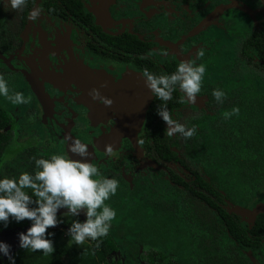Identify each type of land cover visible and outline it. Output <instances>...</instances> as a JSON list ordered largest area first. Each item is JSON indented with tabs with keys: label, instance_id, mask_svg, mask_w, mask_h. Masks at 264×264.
<instances>
[{
	"label": "flooded vegetation",
	"instance_id": "1",
	"mask_svg": "<svg viewBox=\"0 0 264 264\" xmlns=\"http://www.w3.org/2000/svg\"><path fill=\"white\" fill-rule=\"evenodd\" d=\"M34 8L40 9L36 21L29 19ZM25 13L15 16L11 9L8 33H17L16 48L0 54V74L10 93L31 96L29 103L14 104L13 109L11 102L0 97V105L12 119L8 130L13 143L3 159L9 175L19 168L9 160L26 148L46 157L65 154L79 159L68 152L74 139L88 146V162L97 165L102 176L118 180L116 194L109 201L122 198L125 186L137 187L141 195L156 189L158 182L170 179V172L178 180L171 182L173 187L199 190L200 183L179 161L157 159L149 150L148 132L159 125L165 131L166 125L156 114L157 99L146 87L142 71L171 74L180 61L194 59L196 50L204 49V56L196 60L206 66L196 102L181 103L177 90L171 99L176 103L167 105L177 120L184 111L209 113L215 88L232 98L238 76L244 73L248 81L264 83V7L257 0H33ZM92 89L111 99V106L93 101ZM136 89L148 95L147 109L134 114L140 118L144 113L145 119L128 120L139 123L140 132L136 136L128 128L129 133L133 131L130 138L112 136L110 131L115 133L120 127V95L130 96ZM98 135L112 137L98 139ZM176 136L166 135L167 144ZM105 145H111L110 155ZM64 211H58V218ZM73 219L83 222V210L48 230L66 231ZM148 250L149 246L139 245L136 259L141 260L139 255ZM159 250L154 248L152 259L169 264L172 254L161 260Z\"/></svg>",
	"mask_w": 264,
	"mask_h": 264
},
{
	"label": "trees",
	"instance_id": "2",
	"mask_svg": "<svg viewBox=\"0 0 264 264\" xmlns=\"http://www.w3.org/2000/svg\"><path fill=\"white\" fill-rule=\"evenodd\" d=\"M32 2L27 0L22 9L13 10L15 16H25ZM10 12V7L0 4L2 56L16 48L17 33H8ZM244 77L245 73L242 78L238 76L232 98L226 96L223 104L209 102V113H181L180 123L196 126L192 138L184 140L177 135L168 145L161 125L148 132L146 141L152 155L179 161L200 183L199 190L173 187L171 182L178 181L174 172H170L172 181L169 177L158 182V188L142 195L137 187L130 190L125 186L122 198L105 202L115 209L116 217L99 247L96 241L87 240L78 248L61 241L63 230H48L54 233L55 251L44 255L18 247L13 253L16 264H156L152 259L154 248L160 249L161 260L172 254L169 264H255L247 256L249 252L260 253L264 259V213L258 214L252 224H245L229 211L230 207L252 211L258 203L264 204V83H252ZM160 103L157 99L154 108ZM175 103L169 100L167 105ZM234 106L239 108V114L229 115ZM11 122V116L0 105V176L16 177L21 172L34 171L33 158L48 157L26 148L9 160L19 167L9 175L3 159L13 143V134L8 130ZM29 226L28 220L10 221L7 229L0 227V234H14ZM141 244L150 250L137 260ZM1 264H7V260Z\"/></svg>",
	"mask_w": 264,
	"mask_h": 264
},
{
	"label": "clouds",
	"instance_id": "3",
	"mask_svg": "<svg viewBox=\"0 0 264 264\" xmlns=\"http://www.w3.org/2000/svg\"><path fill=\"white\" fill-rule=\"evenodd\" d=\"M7 4L12 10L22 9L27 0H0V4ZM257 5L264 7V0H257ZM40 16V9L34 8L29 19L36 21ZM151 54V53H149ZM204 56V49L196 50L195 58L180 61L171 74L156 75L147 69L141 73L146 87L151 95L161 101L156 114L165 123L164 133L173 137L179 135L187 140L196 132V126L186 127L174 119L167 108V102L172 99V93L181 92V103H195L201 91V84L206 72L203 63H196ZM217 104H223L226 93L215 88L211 93ZM89 96L93 101L111 106L113 101L101 96L97 89H92ZM0 97H4L12 104H27L31 96L22 92L10 93L8 82L0 74ZM239 108L234 106L229 115H238ZM68 152L79 159L69 158L65 154H52L48 158L34 159V171L21 172L19 176H0V227L7 229L10 221L20 223L24 220L30 226L24 232L17 233L18 247L32 252L40 251L50 255L55 251L52 237L54 233L48 229L64 223L65 217H78L83 210V222L73 219L65 234L76 245L86 240L96 241L99 247L101 238L108 235L111 221L116 217L115 209L109 207L105 201L116 194L119 182L115 178L102 176L97 165L89 161L88 146L80 140L70 139ZM107 154H111V145H105ZM60 209H65L58 218ZM6 258L7 264H16L15 256L11 252V245L0 241V259Z\"/></svg>",
	"mask_w": 264,
	"mask_h": 264
},
{
	"label": "water",
	"instance_id": "4",
	"mask_svg": "<svg viewBox=\"0 0 264 264\" xmlns=\"http://www.w3.org/2000/svg\"><path fill=\"white\" fill-rule=\"evenodd\" d=\"M134 87H136V85H134ZM120 98H121L120 100L123 103V105H127L129 103L131 104V108H129V109L127 108L128 112L126 111V113H125L126 121H128L129 119H133L132 121H134V118H137V116H135L134 114L138 113L142 107L147 109L148 95L145 91L139 92L136 89L130 94V96L127 93L123 92L120 95ZM149 101H150V98H149ZM140 118H142L143 120L145 119L144 113L141 114ZM129 134L132 135L133 133L131 132ZM229 211H230V213H234V214L240 216L245 223L252 224L255 220V217L258 214L264 213V204L258 203L252 211L251 210H243V209H240L238 207H230ZM4 234H9V233H1L0 236L4 235ZM248 256H249V254H248Z\"/></svg>",
	"mask_w": 264,
	"mask_h": 264
},
{
	"label": "rangeland",
	"instance_id": "5",
	"mask_svg": "<svg viewBox=\"0 0 264 264\" xmlns=\"http://www.w3.org/2000/svg\"><path fill=\"white\" fill-rule=\"evenodd\" d=\"M14 107V104H11L9 106L10 109H13ZM127 108H130V104L127 105V107H124V105L122 104L120 106V111H121V120H120V127L118 128V131L116 130V132L114 133V129L113 131H110V134L113 136V135H118V136H126L128 138H130V134L128 133V128L132 129L134 131V134L137 136L138 133L140 132V124H132L131 120L130 121H126V117H125V113L127 111ZM128 112V111H127ZM138 117V116H137ZM132 131V133H133ZM114 133V134H113ZM112 136H101V135H98V139H101V138H108V137H112ZM11 149L8 150V152L10 153ZM7 153V151H6ZM5 153V155H6ZM250 210V209H249ZM244 222V221H243ZM245 223V222H244ZM247 224V223H245ZM26 231V230H24ZM24 231H20V232H24ZM65 230H63V237L61 238V241H66L67 243H72L74 244L76 247H82L84 244H81V245H76L73 241H71L70 237L67 236L65 234ZM19 233V232H17ZM17 233H14V234H4V235H1L0 236V241H4L6 243H8L9 245H11V252L12 254L14 253V251L18 248V239H17ZM64 239V240H63ZM87 241V240H86ZM85 241V242H86ZM84 242V243H85ZM249 254V256H248ZM247 256L250 258V260H252L255 264H264V259H263V255L260 254V253H257V254H252L251 252L247 253ZM6 260V258H3V259H0V264L2 261Z\"/></svg>",
	"mask_w": 264,
	"mask_h": 264
},
{
	"label": "crops",
	"instance_id": "6",
	"mask_svg": "<svg viewBox=\"0 0 264 264\" xmlns=\"http://www.w3.org/2000/svg\"><path fill=\"white\" fill-rule=\"evenodd\" d=\"M133 88V87H132Z\"/></svg>",
	"mask_w": 264,
	"mask_h": 264
}]
</instances>
